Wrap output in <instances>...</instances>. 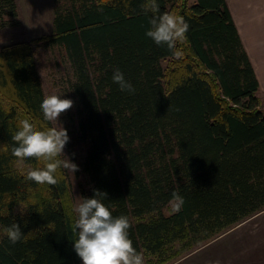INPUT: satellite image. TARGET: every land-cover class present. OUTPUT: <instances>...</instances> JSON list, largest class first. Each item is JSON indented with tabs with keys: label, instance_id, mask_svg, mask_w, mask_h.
Segmentation results:
<instances>
[{
	"label": "trees",
	"instance_id": "16d2710c",
	"mask_svg": "<svg viewBox=\"0 0 264 264\" xmlns=\"http://www.w3.org/2000/svg\"><path fill=\"white\" fill-rule=\"evenodd\" d=\"M65 1L42 45L62 50L70 70L67 121L86 146L81 162L72 157L87 179L80 199L107 193L144 264H166L264 210V112L224 1L156 0L189 25L172 49L146 36L147 0ZM17 24L14 0H0V29ZM116 69L134 94L113 82ZM42 99L31 44L0 49V264H82L64 168L56 185H40L25 176L43 162L12 155L19 121L51 127ZM173 192L185 201L174 214ZM13 223L23 233L14 245L3 231Z\"/></svg>",
	"mask_w": 264,
	"mask_h": 264
},
{
	"label": "clouds",
	"instance_id": "9594fccd",
	"mask_svg": "<svg viewBox=\"0 0 264 264\" xmlns=\"http://www.w3.org/2000/svg\"><path fill=\"white\" fill-rule=\"evenodd\" d=\"M145 13H152L149 19V29L146 36L157 46L166 45L172 49L178 41H182L189 29L183 17L171 12H160L156 0H147L143 6ZM113 82L119 85L121 91L134 94L135 89L124 78L123 73L116 69ZM73 107L71 99H63L60 95L45 96L40 109L46 121H58L59 116ZM16 145L12 155L18 162L35 158L43 162V166L29 170L26 180L40 185H56V173L64 168L72 172L78 171V166L64 156L63 150L69 140L64 128L50 127L38 130L28 119L19 121V130L12 137ZM63 156L64 159H60ZM107 193L93 190L91 198L81 197L75 206L76 219L74 231L77 239L73 242L76 255L82 264H144L143 255L133 247L129 238V219L125 215L113 217L109 208L102 202ZM185 201L177 192L172 193L171 212L181 211ZM4 234L11 244L22 240L23 233L17 223L4 228Z\"/></svg>",
	"mask_w": 264,
	"mask_h": 264
},
{
	"label": "rangeland",
	"instance_id": "374dc122",
	"mask_svg": "<svg viewBox=\"0 0 264 264\" xmlns=\"http://www.w3.org/2000/svg\"><path fill=\"white\" fill-rule=\"evenodd\" d=\"M188 4L194 0H186ZM15 4H22L21 11L18 12L16 8L18 19L17 26L6 27L0 29V49L16 44V43H29L33 48V58L36 66L40 87L42 90L43 98L48 95H60L63 99H71L72 95L68 90L67 80L70 78V70L67 62L64 59L62 50L57 48H47L42 45V38L47 37L51 30V19L54 6L66 4L65 0H15ZM257 96L259 98V107L264 112V95L261 90H258ZM72 113V109L62 113L58 121L50 122L51 127L64 128L67 132L69 140L63 150L64 156L72 162V157L76 163L81 162L86 146L77 143L74 139V127L69 125L67 121V114ZM19 124V123H18ZM64 159L63 156L60 157ZM15 167L19 171H26L29 168L22 166L20 163H15ZM70 188V195L72 199L73 208L80 202L79 188L85 189L87 187V179L84 175H76V171L72 172L64 169ZM79 172V170H78ZM76 213V212H75ZM230 233L231 237L227 240L216 242L215 244L208 245L202 251L200 246L195 245L191 250L181 254L178 258L185 259V264H206L207 260L220 263L226 262L231 264L234 256V262L239 264L241 262L238 257L241 252L248 258L253 256L255 251V242L258 235L263 236L260 241L257 252H263L264 256V210L259 211L239 222ZM229 230V229H227ZM221 232L219 235H221ZM223 235V234H222ZM229 236V235H228ZM217 236H213L210 240L202 242L203 246L207 242L212 241ZM254 239H253V238ZM263 243V244H262ZM222 245V246H221ZM227 252L228 258H225L224 252ZM239 252L237 255L235 252ZM229 253V255H228ZM186 255V256H184ZM173 259L166 264H173L177 259ZM204 262V263H203Z\"/></svg>",
	"mask_w": 264,
	"mask_h": 264
},
{
	"label": "crops",
	"instance_id": "0c3cea01",
	"mask_svg": "<svg viewBox=\"0 0 264 264\" xmlns=\"http://www.w3.org/2000/svg\"><path fill=\"white\" fill-rule=\"evenodd\" d=\"M223 1L224 4L226 5V8L228 9L231 20L239 36L242 48L247 56V59L254 73V76L257 80L258 83L257 92L258 90H261L264 95V0H223ZM15 6L18 9V12H20L21 11L20 8L22 4L21 5L15 4ZM17 19H18V14H17ZM237 226L238 225L232 226L231 228H229V230L224 231L222 233L223 235L222 234L218 235L212 241H209L207 242V244L200 246L201 248L199 251H202L208 245L215 244L216 242L219 241L226 240L227 242L229 237H231V235L228 233H230ZM262 239L263 236H260L259 234L258 239L255 242V251L253 252V256L248 259L246 256H244V253L242 254L241 252V254L239 255V252L234 251L237 255H239L238 257H240L241 259V262L239 264H264L263 252H257L256 254V249L258 248L260 241ZM224 254H226L225 258H228L226 257L227 256L226 251L224 252ZM232 257L233 259L231 258L229 259L232 260V262L230 263L236 264L234 262L236 260L234 259L235 257L234 256ZM180 258H178L177 261H175V263L173 262V264H185L183 261L187 258H183V259ZM220 262L221 260L217 262H212V261L209 262V260H207L206 264H227V261L223 263ZM197 263L198 262H195L193 264H197Z\"/></svg>",
	"mask_w": 264,
	"mask_h": 264
}]
</instances>
